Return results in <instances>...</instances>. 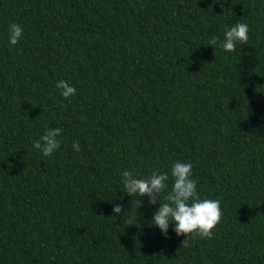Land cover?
<instances>
[{
	"label": "trees",
	"instance_id": "obj_1",
	"mask_svg": "<svg viewBox=\"0 0 264 264\" xmlns=\"http://www.w3.org/2000/svg\"><path fill=\"white\" fill-rule=\"evenodd\" d=\"M176 160L220 201L210 238H165L123 190ZM0 264H264V0H0Z\"/></svg>",
	"mask_w": 264,
	"mask_h": 264
},
{
	"label": "clouds",
	"instance_id": "obj_2",
	"mask_svg": "<svg viewBox=\"0 0 264 264\" xmlns=\"http://www.w3.org/2000/svg\"><path fill=\"white\" fill-rule=\"evenodd\" d=\"M23 27L20 24H10L7 30L8 44L14 46L22 38ZM249 39V26L236 22L226 26L223 40L218 46L225 52H232L236 45L244 44ZM217 44V38L210 41ZM56 89L64 99H69L77 93V89L69 82L61 79L56 82ZM61 128L46 129L32 144L44 157L52 156L61 145ZM74 151H79L78 142L72 143ZM122 187L127 196L148 197V204L156 206L148 226L158 229L165 238L171 226L177 236L210 238L212 230L221 218L219 199L204 198L198 192L197 181L193 179L192 163L190 161H174L168 171L153 169L146 177H141L135 170L125 169L121 173ZM122 205L112 206V218L122 214ZM182 244V245H183Z\"/></svg>",
	"mask_w": 264,
	"mask_h": 264
}]
</instances>
